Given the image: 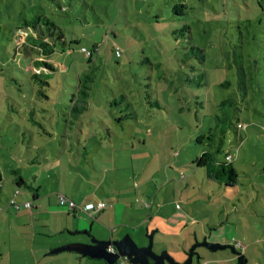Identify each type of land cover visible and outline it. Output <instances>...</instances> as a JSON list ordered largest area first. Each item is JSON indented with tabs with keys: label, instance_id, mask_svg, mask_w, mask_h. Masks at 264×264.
Returning a JSON list of instances; mask_svg holds the SVG:
<instances>
[{
	"label": "rangeland",
	"instance_id": "rangeland-1",
	"mask_svg": "<svg viewBox=\"0 0 264 264\" xmlns=\"http://www.w3.org/2000/svg\"><path fill=\"white\" fill-rule=\"evenodd\" d=\"M178 4L186 5L185 15L173 14ZM40 16L62 30L68 45L46 59L55 72H38L48 86L13 55L18 29ZM184 24L189 32L181 36ZM249 59L257 68L242 98L236 62ZM230 97L244 129L227 132L217 159L231 158L235 188L193 163L206 149L196 138L214 127L220 102ZM77 105L85 110L75 114ZM42 157L67 169L54 185L63 192L117 190L139 217L127 234L108 228L99 238L73 235L77 241L129 235L144 247L153 233V252L183 263L195 233L198 242L227 238L240 254L241 242L244 264H264V0H0L3 202L10 204L16 190L31 196L15 186L11 170L26 178L28 162ZM68 170L79 180H64ZM196 252L191 264H240L229 249Z\"/></svg>",
	"mask_w": 264,
	"mask_h": 264
},
{
	"label": "crops",
	"instance_id": "crops-1",
	"mask_svg": "<svg viewBox=\"0 0 264 264\" xmlns=\"http://www.w3.org/2000/svg\"><path fill=\"white\" fill-rule=\"evenodd\" d=\"M67 138L66 136L65 139ZM53 158L52 162H48L50 160L48 157L39 160L42 162H28V165L32 164L30 165L32 167H29V175L26 178H23L18 170H11L12 174L13 171H17L27 186L32 188L24 187L28 189L31 196L16 190L18 193L15 194L16 197L14 196L15 198L13 197L12 200L17 204L29 201L32 208L27 210L21 207L16 211L10 204L3 202L0 197V264H106L102 260L80 257L74 252H63L54 255H51L50 252L68 243H90L89 240L80 239L77 241L73 239V235L85 236V233H87V236L89 234L99 238V236L107 233L108 228L111 233L122 229L127 234V228L138 223L139 217L136 216L133 210L129 211L128 209L130 201L122 200L123 197L120 196V192L117 190L110 195L105 193L106 195L102 194V196L98 195L97 191H90L79 197L73 195L67 189L63 192L58 186L60 179L63 177L62 175H64L63 173L67 169L57 165V158ZM69 161L71 160L69 159ZM50 164L51 166H49ZM42 166L44 168H41ZM25 168L28 170L27 167ZM13 176L15 178L14 174ZM63 179L68 180V182L79 180L69 170ZM57 181H59V184L54 186ZM1 183L0 193L2 192ZM59 192L77 204L101 200L109 203V207L103 211H96L91 215L84 212L71 213L59 204L57 199ZM138 226L139 224L136 225V227ZM7 234H10L8 238ZM64 235H67L68 238H64ZM188 237L193 240L192 242H198L195 233L192 237ZM209 238L211 242L216 244H232V241L230 242L227 238L217 237L211 239V235ZM120 239L122 237L117 236L112 240L118 241ZM13 240H15V244H13ZM185 243L186 240L183 242L184 249ZM244 250L242 255L245 257Z\"/></svg>",
	"mask_w": 264,
	"mask_h": 264
},
{
	"label": "trees",
	"instance_id": "trees-1",
	"mask_svg": "<svg viewBox=\"0 0 264 264\" xmlns=\"http://www.w3.org/2000/svg\"><path fill=\"white\" fill-rule=\"evenodd\" d=\"M179 8H183V11H180ZM261 8L263 7H261L260 5V9ZM172 12L175 16H183L185 15L186 12V5L178 4L175 7H173ZM246 21L247 18L245 19V22ZM24 28L26 30L18 29L19 34H17L18 35L17 37L19 39L20 44L18 46H15V49L13 50V55L15 54L20 55L24 59H26L29 69L34 72L31 77L40 80V82L43 85L48 86V83L45 79L39 78L40 75L38 72L40 69H44L52 73L55 72V67L50 63H48L46 59H49V57L54 53V49L57 45H60L62 48H66L68 46L65 37L62 33V30L57 25H55L51 20H49L47 17L44 16H40L31 22L26 21ZM22 31H25L24 34H20ZM184 32L186 33L189 32V27L187 24H184L182 28L178 30V33H180L181 36H183ZM192 49L193 50L195 49L194 51H198L201 54V57H203L199 48L192 46ZM115 50H114V54H115ZM89 53H90L89 55L92 54V52ZM200 54L198 55L200 56ZM256 68H257L256 62L250 59L245 62L244 61L236 62L237 77H238L237 86L240 91L239 94L242 98L248 93L247 91L249 89L251 80L253 79L251 74H253L256 71ZM86 80L92 81V78L88 77ZM83 83H85L86 85H81L78 93H81L83 98H86L89 95L88 92L90 90V86L88 85V83H86V81ZM81 110L82 111L85 110V105L80 107L78 105L74 106L71 111L76 114V113H80ZM238 111L239 108L237 106V101L234 98L230 97L220 102L219 115L215 116L214 127L210 128L207 132L198 136L195 140L196 143L205 146L206 149L202 151L200 156L194 159L193 161L194 165L198 168H204L209 179L214 180L215 182L223 183L226 188H233V187L235 188L236 180H237V172L230 164V162L226 161L228 155H226L224 161H219L217 159V154H220L222 150L221 146L223 144V138L225 137L227 132L233 131L237 133V131H239L236 127L237 124H241L237 119ZM52 136L53 135H51V137ZM71 149L72 146H70V150ZM41 159H44V157H42ZM38 162H42V161H38ZM13 174L15 175L14 184L17 188L28 187L29 189H32L31 186H27V184L23 181V179L18 175L17 171H13ZM1 181H2V175L0 172V183ZM59 194L63 195L62 193L59 192L57 194V199ZM75 204L77 206L83 205L77 203ZM147 205L148 208L152 207L150 203Z\"/></svg>",
	"mask_w": 264,
	"mask_h": 264
},
{
	"label": "water",
	"instance_id": "water-1",
	"mask_svg": "<svg viewBox=\"0 0 264 264\" xmlns=\"http://www.w3.org/2000/svg\"><path fill=\"white\" fill-rule=\"evenodd\" d=\"M87 235V233H85ZM89 237H91L88 234ZM198 247H204L210 251L231 250L235 254L240 264L245 263L242 254L237 253L230 245H221L209 243L206 240L195 242L187 253V258L183 263L176 262L167 252L156 254L153 252V233L148 236V244L144 247H138L129 235H125L118 241H102L91 238L89 244L74 243L60 246L50 252L51 255L74 252L80 257L93 260H102L106 264H116L120 259L129 264H191L193 257L199 260L196 252Z\"/></svg>",
	"mask_w": 264,
	"mask_h": 264
},
{
	"label": "built area",
	"instance_id": "built-area-1",
	"mask_svg": "<svg viewBox=\"0 0 264 264\" xmlns=\"http://www.w3.org/2000/svg\"><path fill=\"white\" fill-rule=\"evenodd\" d=\"M82 51L88 55L90 54L89 52H87L86 49H82ZM115 54H116V56H119L120 50L116 49ZM236 127L238 130L244 129V125H242V124H237ZM230 159L231 158L229 156H227L226 161L229 162ZM17 193H18V191L15 192V194H17ZM58 202L61 206H64L68 212H84V213L89 214V215H91L92 213H94L96 211L104 210L109 206V204H107L106 202H103V201L87 202L83 205L77 206L75 203H73L72 201H70L68 198H66L65 196H63L61 194L58 195ZM10 205L16 211H18L21 207H23L27 210H30L32 208L31 203L29 201L25 202L23 204H17L13 200H11ZM235 247L237 249H240L242 252L245 249V247L240 242H236Z\"/></svg>",
	"mask_w": 264,
	"mask_h": 264
}]
</instances>
